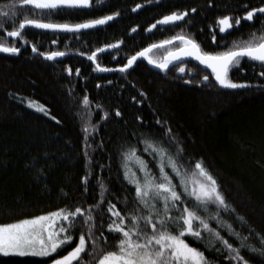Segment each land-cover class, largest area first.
Instances as JSON below:
<instances>
[{"label": "trees", "instance_id": "16d2710c", "mask_svg": "<svg viewBox=\"0 0 264 264\" xmlns=\"http://www.w3.org/2000/svg\"><path fill=\"white\" fill-rule=\"evenodd\" d=\"M141 4L151 6L137 17L131 9ZM262 6L264 0H92L87 9L50 10L19 0H0V43L20 49L16 54L0 53V225L63 208H87L100 200L103 183L107 189L101 206L108 237L105 248H114L119 234L106 230L111 216L107 201L125 213L133 209L135 198L134 186L124 177L122 152L129 144L136 145L138 155L158 174L152 157L142 151L145 145L141 141L162 139L167 146L174 137L184 150L185 166L192 168L201 161L229 207L235 209L222 211L224 220L248 237L247 245L264 251V66L245 57L240 66L230 67L229 78L245 85L231 89L218 88L211 72L199 63H187L184 72L172 67L163 75L140 60L130 71L106 74L97 72L82 56L68 54L89 57L104 46L122 43L130 56L183 35L215 55L227 51L234 41L264 30V14L251 22L241 19L225 35L219 33V19L229 16L235 24L247 10ZM185 10L188 17L171 31L145 34L156 21H144ZM112 14L116 16L110 23L88 31L63 34L25 27L19 37L7 35L25 18L77 24ZM134 27L137 33L129 35ZM168 49L156 48L149 58L157 62ZM51 52L68 56L57 61L42 57ZM84 97L89 100L87 105ZM168 128L171 133L165 136ZM130 166L136 171L135 164ZM188 204L192 207L191 201ZM237 217H244L247 223ZM100 222L97 216L98 226ZM212 227H217L215 222ZM220 232L234 247H240V240L230 237L226 229ZM72 235L70 244L47 257L0 252V264H53L78 243L80 231ZM185 239L204 252L211 264H237L227 259L228 252L219 242L206 247L207 239ZM241 255L248 264H264L260 251L242 248Z\"/></svg>", "mask_w": 264, "mask_h": 264}, {"label": "snow or ice", "instance_id": "6c2138e0", "mask_svg": "<svg viewBox=\"0 0 264 264\" xmlns=\"http://www.w3.org/2000/svg\"><path fill=\"white\" fill-rule=\"evenodd\" d=\"M19 2L23 5H34L37 9H56L60 5L88 6L89 4V0H19ZM192 11L195 12V9ZM257 13L264 14V6L247 10L245 16L236 18L234 23L240 25L241 19L252 21ZM185 15H187L186 12L172 13L163 17L161 23L168 24L182 20ZM4 16H8V13L5 12ZM112 19V16H106L83 24L67 25L41 23L35 19L25 18L19 23L18 30L10 31L7 35L21 36L20 29H24L26 25H34L42 29L78 31L104 24ZM231 20L229 16L220 18L219 31L225 32L233 28ZM173 39H179L183 47L168 52V55L159 63L151 59L149 63H156L157 67L166 69L172 60L179 59L181 56L194 57L200 64L212 70L220 86L231 89L245 87V85L235 83L229 78L230 67L240 66L241 60L245 57L260 62L264 66V30H261L260 35L251 33L247 40L234 41L233 46L227 51L215 55L203 51L200 45L190 37L181 35ZM169 43L171 41L166 40L159 45L153 44L143 52L137 53V56H146L152 48ZM108 47H116V45H108ZM19 51L17 47L0 43V52L16 54ZM33 51L36 49L33 48ZM97 51H103V49H97ZM63 55V52H51L47 54V58L53 59ZM95 55L93 53L89 58L95 59ZM137 56L131 57L124 68L130 67ZM97 67L99 68V65ZM124 68L121 71H124ZM179 71L184 72L185 69L181 67ZM261 75L264 76V72H261ZM203 79L207 81L208 76H204ZM83 103L85 105L89 103L87 97H84ZM40 110L43 111V108ZM156 123L163 127L161 121L157 120ZM84 131L87 132V128ZM169 133H171L170 128L165 130L164 135L168 136ZM141 143L145 145L142 151L152 157L158 174L153 171L142 155H138L139 149L136 145L129 144L122 152L124 177L130 185L134 186L135 198L133 209L125 213H121L111 200L107 201V212L111 216L106 230L112 234H119L114 248L110 250L105 248L108 237L104 231L101 206L107 189L103 183H100V200L87 208L82 206H76L74 209L63 208L47 215L0 225V252L47 257L70 244L74 238L72 233L79 230L80 235L75 247L66 255L54 259L53 264H74V262L75 264H211L205 258L204 252L191 247L185 237L195 238L196 241L207 239L206 247H212L219 242L228 252L227 259L236 261L237 264H248L241 255L242 248H248L253 252L260 251L261 255H264V251L247 245L245 242L248 237L241 236L230 223L224 220L221 212H235V209L229 207L215 178L201 161H197L192 168L186 167L183 160L184 150L177 144L174 137L169 139L167 146L162 139L145 138ZM173 145H176L175 153L172 152ZM131 164H135L136 171L130 166ZM138 172L142 175H138ZM87 180L88 178L85 177V184ZM189 201L192 202V207H189ZM127 204L125 197V207ZM173 212L176 215H173ZM97 216L101 218L99 226ZM237 219L241 223H247L244 217H237ZM212 222H215L217 227H212ZM220 229H226L230 237L240 240V247H234L228 239H225ZM261 242L264 243V238ZM216 251L220 252L221 249L217 248Z\"/></svg>", "mask_w": 264, "mask_h": 264}, {"label": "flooded vegetation", "instance_id": "af4514ba", "mask_svg": "<svg viewBox=\"0 0 264 264\" xmlns=\"http://www.w3.org/2000/svg\"><path fill=\"white\" fill-rule=\"evenodd\" d=\"M91 1L92 0H89V4H88V6H87V8H89V6L91 5ZM100 2H104V0H100ZM156 3H158V1L156 2ZM151 5H145V4H141L140 5V7H137V6H135V7H133L132 9H131V13L132 14H134L135 16H137V13L139 12V11H141V10H143L144 8H149ZM76 8H79V7H76ZM76 8H74V9H76ZM87 8H79V9H87ZM58 9H65V8H58ZM68 9H70V8H68ZM184 12H186V10L185 11H182V12H176V11H174V13H177V14H179V13H184ZM187 13V12H186ZM192 13V12H191ZM172 13H165V14H163V15H159V16H157V15H155V16H153V18L150 20V19H148V20H146V21H144V22H153V21H156V22H158V21H162L163 20V17H165V16H168V15H171ZM256 15H261V14H259V13H257ZM256 15L254 16V18H256ZM263 15V14H262ZM109 16H112L113 17V19H115V16H116V14H112V15H109ZM104 17H106V16H101V17H99L98 19H103ZM138 17V16H137ZM188 17V13H187V15H185L184 16V18L183 19H185V18H187ZM253 18V19H254ZM112 19V20H113ZM93 20H97V19H93ZM89 21H92V20H88V21H84V22H82V23H77V24H83V23H86V22H89ZM110 21L111 20H109L108 22H106L105 24H103V25H106V24H108V23H110ZM181 21H183V20H181ZM247 21V20H246ZM253 21V20H252ZM40 22V21H39ZM156 22H154L149 28H147V30L145 31V34H152L153 32H156V30H158V33L160 34V33H164V30L165 29H168L169 28V31H171V28L173 27V26H175V24H177L178 22H180V21H178V22H175V24H172V25H168V26H164V27H161V26H156L155 25V27H153V25L156 23ZM248 22H251V21H248ZM44 23V22H43ZM136 23H138V22H136ZM55 24H65V23H55ZM66 24H68V25H76V24H70V23H66ZM103 25H99V26H103ZM233 25H235V24H233ZM235 26H237V25H235ZM219 28V27H218ZM134 29H135V31H133V29H132V31H130L129 32V35H132V34H134V33H137V27H134ZM18 30V29H17ZM23 29H20V31H21V34H22V31ZM38 30V29H37ZM46 31V30H45ZM44 31V32H45ZM227 31V30H226ZM226 31L225 32H220L219 31V33L220 34H222V35H225L226 34ZM63 34H66V33H63ZM177 36H180V35H175L174 37H177ZM174 37H172L170 40H167V41H171V43H169V44H166L165 46H169V49L167 50V51H165V54L162 56V57H157V63H159V62H161V61H163V59H164V57H165V55L168 53V52H170V51H175L177 48H180V47H183V44H182V42L179 40V39H173ZM187 37V36H186ZM216 38V37H215ZM213 40H215V39H213ZM158 44H161V43H158ZM111 45H116V47H106V46H104V47H102V48H100V49H103V48H111V49H108V50H105V51H96V52H94L96 55H95V59H90L89 57H91V56H85V55H82L81 53H75V52H69L68 54H74V56H82L83 58H85L87 61H89V62H91L92 64H93V66H94V68L96 69V71L98 72V67H97V65H99V69H107L108 71H112L113 73L114 72H124V71H130L131 69H133V67L138 63V61H140V60H145V59H137V60H135V62L133 63V67H131V69H129V70H124V71H121L120 69H122L127 63H128V61H129V59L131 58V57H133L134 55H136L137 53H139V52H137V53H133V55H130V56H127L126 55V53H127V51L125 50V49H123V47H122V43L121 44H119V43H115V44H111ZM164 46V47H165ZM160 48V47H159ZM156 49V48H155ZM152 51H154V50H152ZM150 53V52H149ZM68 54H65L64 53V55L62 56V58L65 56H68ZM148 57H149V54H148ZM61 58V59H62ZM149 59H151V58H149ZM152 60V59H151ZM145 62H146V60H145ZM187 63H195V64H197L196 62H194V61H187L186 63H181V64H177V66H178V68H181V67H183L184 69H185V67L187 66ZM155 64V63H154ZM177 66H173V67H177ZM172 68V67H171Z\"/></svg>", "mask_w": 264, "mask_h": 264}, {"label": "water", "instance_id": "95a60500", "mask_svg": "<svg viewBox=\"0 0 264 264\" xmlns=\"http://www.w3.org/2000/svg\"><path fill=\"white\" fill-rule=\"evenodd\" d=\"M29 5H31V4H29ZM32 6H34V5H32ZM76 7H79V8H87V6H68V5H60V6H58L56 9H58V8H70V9H74V8H76ZM50 10H55V9H50ZM260 14V13H259ZM178 21H181V20H177V21H174V22H170V23H168V24H164V23H161V21H158V22H156L154 25H156V26H161V27H164V26H168V25H172V24H175V22H178ZM106 22H108V21H106ZM105 22V23H106ZM41 23H43V22H41ZM44 23H47V22H44ZM104 23V24H105ZM68 25V24H67ZM101 25H103V24H101ZM25 27H30V28H32V29H38V30H40V31H50V32H53V33H77V32H82V31H88V29H94V28H98L99 27V25H95V26H93V27H90V28H82V29H79L78 31H67V30H62V29H42V28H38V27H35L34 25H26ZM230 31V29H227V31L226 32H229ZM157 45H159V44H157ZM166 44H164L163 46H165ZM151 46H149V47H146L145 49H148V48H150ZM157 48H159V47H157ZM108 49H111V48H103V51H105V50H108ZM145 49H143V51L145 50ZM155 48H152L151 49V51L152 50H154ZM143 51H141V52H143ZM150 51V52H151ZM0 53H5V52H0ZM36 53V52H35ZM140 53V52H139ZM148 54H149V52L147 53V55L146 56H137V54L136 55H134V56H137V59H145L146 60V63H147V66H148V68L149 69H151V70H153V71H158V72H160L161 74H163V75H165L166 74V72L171 68V67H173V66H177V64H181V63H186L187 61H194V62H196L197 64L199 63L200 64V62L199 61H197L194 57H188V56H181L179 59H175V60H172L171 61V63H169L168 64V67L166 68V69H161V68H159V67H157L156 66V63L154 64V63H149V57H148ZM168 55V53L165 55V57ZM42 57L44 58V59H48L47 58V55L45 56V55H42ZM164 57V58H165ZM62 58V56H57V57H55V58H53V59H50V60H53V61H57V60H60ZM136 59V60H137ZM135 62V61H134ZM133 62V63H134ZM202 67H204L207 71H210L211 72V74H212V70L210 69V68H208L206 65H203V64H200ZM131 67H133V64L130 66V67H127V68H124V70H129V69H131ZM121 70V69H120ZM98 72L99 73H101V72H103V73H106V74H110V73H112V71H108V70H106V71H102V70H100L99 68H98ZM212 77H213V81H214V83L216 84V86L218 87V88H224V87H222V86H220L219 85V83L215 80V77H214V74H212Z\"/></svg>", "mask_w": 264, "mask_h": 264}, {"label": "rangeland", "instance_id": "374dc122", "mask_svg": "<svg viewBox=\"0 0 264 264\" xmlns=\"http://www.w3.org/2000/svg\"><path fill=\"white\" fill-rule=\"evenodd\" d=\"M1 253H3V252H1ZM11 253H13V254H18V253H16V252H9L8 254H11ZM19 255V254H18ZM27 255H31V254H27ZM33 256V255H32Z\"/></svg>", "mask_w": 264, "mask_h": 264}]
</instances>
